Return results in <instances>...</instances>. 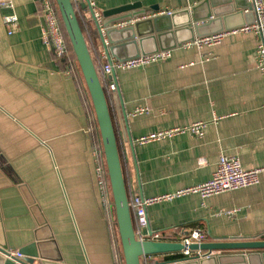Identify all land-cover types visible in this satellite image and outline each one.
I'll use <instances>...</instances> for the list:
<instances>
[{"label":"crops","instance_id":"crops-1","mask_svg":"<svg viewBox=\"0 0 264 264\" xmlns=\"http://www.w3.org/2000/svg\"><path fill=\"white\" fill-rule=\"evenodd\" d=\"M132 2L171 11L175 24L190 29L162 38L168 58L131 70L114 69L131 140L124 138L112 96L128 196L152 197L205 182L220 153L237 156L244 170L264 168V76L255 65L257 36L231 33L201 49L178 44L251 23L253 12L204 19L226 0H95L105 39L103 10ZM13 4L18 17L14 27L3 21L10 10L0 5V154L6 160L0 165V243L18 250L36 236L48 242L50 253L63 264H124L111 197L103 202L95 175L103 155L83 76L43 44L39 0ZM155 13L149 10L145 17ZM83 14L97 29L89 12ZM93 40L95 46H88L100 74L109 61L98 29ZM155 42H145L142 50H153ZM137 107L148 112L131 115ZM197 121L206 122L201 138L182 133L137 141ZM146 214L144 231L158 232V241L181 242L194 229L206 233L204 242L264 240V170L256 185L204 200L197 194L177 197L147 206ZM236 252L243 251L210 255ZM175 254L180 253L153 255L142 264L172 260L169 256Z\"/></svg>","mask_w":264,"mask_h":264},{"label":"water","instance_id":"water-1","mask_svg":"<svg viewBox=\"0 0 264 264\" xmlns=\"http://www.w3.org/2000/svg\"><path fill=\"white\" fill-rule=\"evenodd\" d=\"M54 1L93 106L102 146L106 174L111 191L112 206L123 262L124 264H141L143 257L180 253L184 248L181 242L155 241L150 239L140 240L135 237L115 131L104 89L100 82L98 69L93 61L89 47L81 31L71 0ZM242 2L243 4H241ZM80 7L82 9H89L88 0L80 2ZM213 7L215 6L213 5ZM149 10L158 12L156 6L144 8L140 2H132L103 10L102 16L106 21H103L101 24L106 29L105 36L107 44L104 43V36L100 30V23L94 21L100 33L102 46L109 62H112V58L118 61H125L136 58L140 54L146 55L158 50H167L169 47H165L161 44L163 37H166L171 33L178 35L180 31L190 29L189 27L175 24V14L172 12L170 14H157L151 17H145L146 12ZM244 11H252V4L248 0H226V2L220 7L210 11L204 19H225V16L229 15L228 13L244 14L246 13ZM136 18L137 20L133 21L131 24L113 26ZM190 22L191 21H188L185 25L190 24ZM222 29L223 28H219L218 30L208 32L207 34L221 31ZM170 30H172V32H170ZM193 40L194 37L180 41L178 44L181 45ZM149 41L151 43L156 41L155 43L157 46H154L153 50L149 52H144L142 46L145 42ZM112 96L118 110L124 138L131 142L126 131V113L121 106L119 96L116 91ZM5 162L6 160L4 156L0 154V165H4ZM23 188L26 187L24 186ZM47 244L48 242L45 243L39 241L35 236L32 242L17 250L21 253L20 257H9L6 254L8 249L7 245L4 244V242L0 243V264H63L60 256L50 253ZM188 248L193 251L200 250L203 252H243L215 254L203 258H198V256L195 255L191 258L156 261L155 264H173L175 261L174 264H264V251H252L264 250V240L201 242L200 244L192 243Z\"/></svg>","mask_w":264,"mask_h":264},{"label":"built area","instance_id":"built-area-1","mask_svg":"<svg viewBox=\"0 0 264 264\" xmlns=\"http://www.w3.org/2000/svg\"><path fill=\"white\" fill-rule=\"evenodd\" d=\"M84 0H71L75 12L79 15H84L83 11L87 10L94 21L100 23L101 13L96 9L95 0H88L89 9H82L80 7V2ZM252 4V12L254 14V20L251 23H245L239 27L232 29H223L208 35L195 38L193 41H188L184 43L185 47L195 46L197 49L203 47H212L219 44L225 36L231 33L237 32H252L258 38V44L254 54L256 68L264 76V4L263 0H248ZM41 8V18L43 20V28L41 33V40L48 50H50L56 58H62L66 52L65 41L62 36L57 14L55 8L52 4V0H39ZM0 5L4 8L10 10V13L3 16V21L12 27L17 24L18 17L14 12L13 0H0ZM170 14L171 11H158L157 14ZM143 18V17H142ZM136 19H134L135 21ZM133 21V20H132ZM128 22V21H127ZM127 22H122L119 26H124ZM100 30L102 35L103 30ZM107 40L104 38V43L107 44ZM170 56V50H160L154 53L139 55L136 58L128 59L125 61H114L105 63L101 66L100 69V82L105 88L108 94H112L116 90V83L113 79V71L115 68L121 70H131L141 66H145L152 62H158L164 60ZM207 60V58H206ZM148 112L147 107H137L132 112L131 115H141ZM219 118L214 116L213 122H216ZM206 127V122L197 121L193 122L184 127H175L165 130H161L147 136L139 138L137 141L139 143L147 142L150 140H158L163 138H169L177 134L188 133L191 136L201 138L204 135V130ZM200 163H203V159L199 160ZM264 170V168H254L249 170H244L241 166L240 160L237 156L226 155L220 153L216 163V169L212 173V176L209 180L180 188L174 192H168L157 196L152 197H143L137 193L131 194L128 196V205L129 209L133 214L135 227L134 234L137 239L140 240H155L158 241L160 234L158 232H145L144 230L148 226L146 208L149 205L161 203L165 201L173 200L174 198L197 194L202 200L213 196L218 195L224 192L233 191L249 186L256 185L259 182V173ZM95 175L97 178V183L102 192L103 202H108L109 198V185L107 182V174L105 166L103 163H98L95 166ZM111 200V198H110ZM206 233L201 229L192 230L187 237H185L181 243L184 248L180 251V258H191L192 256L197 255L198 258L208 257L211 252H203L200 250L193 251L189 249V245L192 243L200 244L204 242ZM7 256L9 257H20L21 253L17 250L6 251ZM148 257H143L142 260H146ZM177 258V259H180ZM176 262V261H175ZM173 262V264L175 263Z\"/></svg>","mask_w":264,"mask_h":264},{"label":"trees","instance_id":"trees-1","mask_svg":"<svg viewBox=\"0 0 264 264\" xmlns=\"http://www.w3.org/2000/svg\"><path fill=\"white\" fill-rule=\"evenodd\" d=\"M52 4H53V6L55 8V11H56V14H57V18H58L59 27H60L62 36H63L64 41H65V46H66L65 55L62 58H56L55 57V59H57L59 62H61L64 66L65 65H68V66H75L76 65L77 68H78V70L80 71L79 66H78V63L76 61L75 54H74L73 49L71 47V44H70L68 35L66 33V30L64 28L62 19L60 17V14L58 12V9H57V6H56V3H55L54 0H52ZM76 15H77V19L79 21V25H80L81 31H82V33H83V35L85 37V40H86L87 45L90 46V44H91L92 46H95V43H94V40L93 39H94V37L96 35V30L97 29H95V27L92 25V23L90 21H86L84 15H79L77 12H76ZM92 58H93V56H92ZM95 60L96 59L93 58V61L94 62H95ZM103 89H104L106 101H107V104H108V107H109V112H110V115H111V119H112V122H113V127H114V131H115V136H116V141H117V147H118V153H119L121 168H122V172H123L121 154H120L119 145H118L117 129H116V126H115V123H114V120H113V115H112V101H111V97L112 96L107 93V91L105 90L104 87H103ZM93 117H94L93 118V123H94L95 135L97 136V138L99 140V144H100V148H101V152H102V146H101L100 136H99V132H98L97 123H96V120H95L94 113H93ZM102 155H103V153H102ZM101 161H102L103 165L105 166L104 157L102 158ZM105 170H106V168H105ZM123 177H124V180H125L124 173H123ZM107 182H108V178H107ZM108 185H109V182H108ZM125 186H126V180H125ZM109 190H110V186H109ZM126 191H127V189H126ZM127 195H128V193H127ZM110 196H111V191H110ZM111 204H112V197H111ZM112 210H113V206H112ZM113 212H114V210H113ZM131 216H132V220H133V226L135 227V222H134V218H133L132 212H131ZM169 257H170V259H177V258H180L181 255L180 254H175V255H171Z\"/></svg>","mask_w":264,"mask_h":264},{"label":"rangeland","instance_id":"rangeland-1","mask_svg":"<svg viewBox=\"0 0 264 264\" xmlns=\"http://www.w3.org/2000/svg\"><path fill=\"white\" fill-rule=\"evenodd\" d=\"M119 250H120V244H119Z\"/></svg>","mask_w":264,"mask_h":264}]
</instances>
